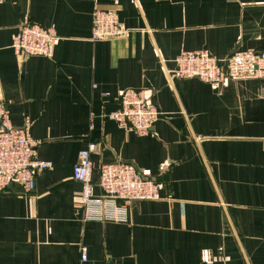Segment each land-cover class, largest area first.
Here are the masks:
<instances>
[{"label": "crops", "instance_id": "0c3cea01", "mask_svg": "<svg viewBox=\"0 0 264 264\" xmlns=\"http://www.w3.org/2000/svg\"><path fill=\"white\" fill-rule=\"evenodd\" d=\"M95 8L116 12L125 33L93 41ZM25 23L56 30L52 57L16 55ZM197 50L264 51V0L0 5V101L53 163L33 192L0 191V264H264V79L213 89L175 76V58ZM129 88L161 112L148 134L109 117ZM89 142L95 182L101 164L125 161L151 172L159 198L119 202L123 220L87 219L73 167Z\"/></svg>", "mask_w": 264, "mask_h": 264}, {"label": "built area", "instance_id": "2783aa9c", "mask_svg": "<svg viewBox=\"0 0 264 264\" xmlns=\"http://www.w3.org/2000/svg\"><path fill=\"white\" fill-rule=\"evenodd\" d=\"M7 0H0V5ZM125 31L118 14L95 8L93 13V41L115 39ZM61 38L52 27L35 23L23 24L13 38L12 47L22 59L33 56L52 57ZM173 73L179 78H199L219 89L225 80L264 79V51L242 50L225 58H218L207 50L184 51L175 58ZM118 108L109 114L119 126L139 135L148 134L161 116L160 110L149 100L145 90L126 89L117 98ZM29 126L15 127L0 101V191L11 185L22 186L27 193L35 189L36 174L53 166L52 162L37 158V146ZM97 144L89 142L79 152L73 167V178L82 184L78 203L87 219L123 220L119 202L130 204L159 198L161 184L149 170H140L125 161L101 164L99 178L94 181L92 155ZM101 189V195L95 188ZM87 258L85 248L82 261ZM111 264V263H108Z\"/></svg>", "mask_w": 264, "mask_h": 264}]
</instances>
